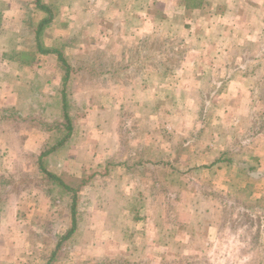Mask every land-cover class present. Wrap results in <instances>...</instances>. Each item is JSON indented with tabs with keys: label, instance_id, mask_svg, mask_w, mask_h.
<instances>
[{
	"label": "rangeland",
	"instance_id": "rangeland-1",
	"mask_svg": "<svg viewBox=\"0 0 264 264\" xmlns=\"http://www.w3.org/2000/svg\"><path fill=\"white\" fill-rule=\"evenodd\" d=\"M163 8L164 1L153 5L155 19ZM186 18L192 23L188 30L179 31L177 21L171 26L176 52L174 77L149 74L150 81L142 94L137 87L132 90L124 86L117 91L111 83L101 86L95 73L79 71L86 86L99 90L83 91V87L76 86L75 98L84 100L85 94L92 92L96 94L94 103L73 113L75 129L69 140L42 158L45 170L73 192L37 169L35 157L46 133L27 122L12 120L9 108L1 111L8 117L0 125V190L10 187L6 188L9 176L24 178L23 185H14L0 208V253L7 248L6 236L28 230L29 241L17 238L11 245L15 256L28 253V257L14 264H32L37 258L45 264L49 248L57 243L56 235L64 234L71 226L73 193L75 229L56 256L61 259L66 250L73 248L72 264L115 257L123 252L128 237L136 233L143 243L138 249L144 255H137V250L131 257L149 260V264H264V31L251 34L252 45L241 51L228 33L216 28L197 36L193 26L196 18ZM144 33H128L121 39L117 31L110 37L96 32L89 41L94 48L76 46L81 34L75 33L71 46L63 39L61 48L68 62L76 63L87 51L100 49L107 57L108 53L118 52L120 47L115 46L119 40L131 41ZM209 40L216 41L217 48L211 50L206 44ZM239 56L243 60L238 63L239 71H247L250 76L256 114L250 128L235 135V130L231 133L230 128L221 126V120L237 99H229V94L221 97L219 91L225 80L214 77L220 68L231 73ZM52 58L35 54L30 64L16 67L8 62L0 69L6 74L18 70L21 77L37 73L31 79L41 87L44 98L55 100L64 71L57 58ZM55 76V84H45L46 79L55 80ZM15 80L17 100L19 82ZM6 92L7 88H0L2 103L9 102ZM220 141L225 145L222 149ZM220 157L231 160L215 162ZM139 159L159 161L160 167L151 170L148 164H142L126 169L123 163L131 165ZM248 165L254 170L248 172ZM50 188L51 193L47 191ZM35 204H41L39 210ZM25 205L32 218L27 223L15 221L25 213ZM101 207L109 219V232L101 235L104 239L109 236L112 253L82 263L78 260L82 250L79 245L88 240H80V236L92 235L87 217L92 211L95 223L101 222ZM98 237L97 241L103 239ZM26 241L30 244L25 248Z\"/></svg>",
	"mask_w": 264,
	"mask_h": 264
},
{
	"label": "crops",
	"instance_id": "crops-1",
	"mask_svg": "<svg viewBox=\"0 0 264 264\" xmlns=\"http://www.w3.org/2000/svg\"><path fill=\"white\" fill-rule=\"evenodd\" d=\"M39 1L44 5H48L51 12L48 13L38 8L35 0H0V66L4 67V64L11 62L3 59L2 54L5 49H22L28 46L34 47L37 42L43 47L56 48L62 46L61 42H63V39H66V42H69L68 45H70L71 36L75 33L81 34L79 43L76 44V46L94 48L93 44H89V41H93L92 37L96 32H102L104 35L108 34V37H110L114 31H117L121 39H123L125 35H128V33H134L136 35L139 32H151L156 28V19L152 12V7L154 4H157L158 1H164V8L161 14L167 17L170 16L172 23L173 21H177L179 31L188 30L192 25V23L190 24L189 21H187L188 19L186 16L195 17L197 23L193 26L199 33L197 36L201 37L202 34L205 35L216 28L221 33H228L233 40L232 43L234 46L241 51L252 45L251 34L264 31V0ZM57 1H59V3ZM44 17H50V21L39 28V21ZM37 30L39 34L36 37L35 33ZM56 41H58L57 45ZM206 44L211 50L217 48V42L214 40H209ZM96 46L100 48L105 45ZM115 47H120V45L116 44ZM36 54L41 56L46 55L42 53ZM47 55L56 58L55 54ZM205 56L206 55H202L204 60L208 61L209 59H205ZM208 57L210 56L208 55ZM239 58L237 57V65L234 66L231 73H229L230 71L228 70L220 68L217 69V75L214 77L225 80L224 85H222L223 87H221V91H219L221 97H226V94H229L227 95L229 99H237L233 104L229 105L227 109L228 112L226 111V115L222 117L221 120V126L230 128L232 131L231 133L235 130V135L249 129L253 120V114H256V112H254L256 106L252 101L254 98L253 91L252 89L250 90L251 86H249L248 82L250 76L247 71H239L240 67L238 68V63L243 61L242 57L239 56ZM11 70L13 69L11 68ZM3 71L4 70L0 69V88H7L5 96L10 99L9 102L2 103L4 97H0V112L8 108L11 109L16 101L13 81L18 75V70H14V72L10 71L9 74ZM36 74L37 73H33L30 75L28 73L25 77L31 79ZM6 76L9 79H7ZM171 76L174 77L173 69ZM56 81L55 76V80L50 78L46 79L45 84L52 86ZM140 93L142 94V91H140ZM229 121L231 122L228 123ZM247 122L248 125H245ZM220 142L223 143V141ZM223 146H225L224 143L221 145V149ZM35 206H38L36 209L39 210L41 204H35ZM25 208L26 211L21 218L14 216L15 221L21 220L27 223L32 218V215L30 216L31 213H28L29 206L25 205ZM99 209L102 214V217H100L101 222L95 223L96 220L94 219L96 217L92 214V211L89 213L90 216L87 217V224L90 230L93 231L92 235L87 236L86 234H82L80 236V240L81 238L85 239V241L88 240V242L79 245L82 250L78 252V256L80 257L78 260L82 263H85L89 258L103 257L104 255L112 253L109 236L107 235L104 239V236L101 235L104 232L108 234L109 219L107 218L106 210L102 207ZM99 209L97 211H99ZM94 223L97 226L95 229ZM27 232L28 230L19 233L20 237L19 234L15 235L16 237L11 235L6 236L3 235L4 233L2 232L1 238L6 236L7 248L5 253H0V261L14 264L17 259L23 260L22 263L27 259L28 253L15 256L11 249V245H14V239L20 238L21 242L25 239L27 240ZM96 232L97 237L99 235L98 238H103L101 241H97V237L95 236ZM103 240L105 241L104 243ZM27 241L24 245L25 248L30 244ZM95 241L96 246L94 247ZM54 248L55 245H51L49 252ZM73 250V248H69L66 250L65 254L60 257L61 259H59V257L55 258L51 264L75 263V260H73L74 255H72L75 254ZM42 252L46 251L43 249ZM33 258H36L35 254H33ZM32 264H40V261L38 258L34 259Z\"/></svg>",
	"mask_w": 264,
	"mask_h": 264
},
{
	"label": "trees",
	"instance_id": "trees-1",
	"mask_svg": "<svg viewBox=\"0 0 264 264\" xmlns=\"http://www.w3.org/2000/svg\"><path fill=\"white\" fill-rule=\"evenodd\" d=\"M35 2L38 8L48 13L51 12L48 5L40 3L39 0H35ZM157 16L156 28L153 31L137 36L131 41L119 40L120 48L118 52L108 53L107 57L103 55V50L99 49L87 51L81 55L76 63H70L61 47H43L38 42L29 50L11 48L3 51V59L11 61L16 67L30 64L36 53H53L56 55L57 61L64 71L60 90L58 91V98L55 100H47L44 98L41 87L36 85L34 80L18 75L15 80L18 81L19 84H17V100L11 108L13 113L12 120L27 122L29 126L46 133L44 142L35 157L37 169L44 177L50 180H56L66 190H70L71 192L74 191L71 187L63 183L59 177L45 170L42 158L55 151L69 140L75 129V116L73 113L81 111L85 107H88V105L94 103L93 99L96 94H92V92L85 94L86 98L84 100L82 97L79 99L75 98L76 86L83 87V91L86 89L93 91L99 90V87L86 86L85 83H83L79 74L80 70L95 73L99 76L101 86L104 84L108 86V83H111L112 85H110V87H114L117 91L124 88V86H130L132 90L136 87L139 88L140 91L143 90L150 81L149 74L151 73L160 77L171 76L174 65V54L176 53L175 39L171 37L172 21L170 17L164 14ZM49 21L50 17L42 18L39 21V28ZM38 34L39 31L37 30L35 36L37 37ZM86 101H91V103L88 104ZM7 117L8 116L5 115L4 112L0 113V125L2 120H5ZM223 159L226 161L231 160L229 157ZM223 159L220 157L215 160V162ZM123 163L126 164V169H133V167L142 164H148L151 170L160 167L159 161L147 159H139L131 165H127V162ZM246 170L251 172L254 169L252 165H248L246 166ZM23 183V177H8L6 188L8 186L10 187L7 188V190H0V208L4 201L8 199L10 192H13L14 185H23ZM154 185L155 181L153 187ZM47 191L51 193L53 189L50 188L47 189ZM75 204V194L73 193L69 208L71 226L64 234L56 235L58 239L57 243L55 248L47 256L45 264H51L56 258L62 242L74 231L76 225ZM139 243L138 233L131 234L126 242H124L123 252H119L115 257H107L88 264H149V260L146 261L131 257L134 254L133 252L137 250V255H144L141 252V248L138 249ZM142 244L143 243H140V245Z\"/></svg>",
	"mask_w": 264,
	"mask_h": 264
}]
</instances>
